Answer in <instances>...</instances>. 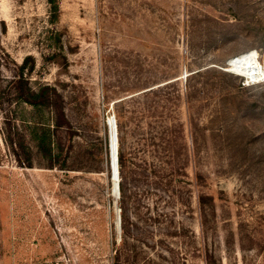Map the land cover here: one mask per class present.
<instances>
[{"label": "rangeland", "instance_id": "1", "mask_svg": "<svg viewBox=\"0 0 264 264\" xmlns=\"http://www.w3.org/2000/svg\"><path fill=\"white\" fill-rule=\"evenodd\" d=\"M57 3L0 0V264H264V0Z\"/></svg>", "mask_w": 264, "mask_h": 264}, {"label": "bare ground", "instance_id": "2", "mask_svg": "<svg viewBox=\"0 0 264 264\" xmlns=\"http://www.w3.org/2000/svg\"><path fill=\"white\" fill-rule=\"evenodd\" d=\"M233 71L238 72L241 75L246 76L250 80H261L264 79V66L260 65L259 62L256 60L255 56L252 52H247L241 55L233 64H232ZM114 122V121H113ZM113 122L112 119H109V126H110V147H111V154H112V168H113V178H114V191H115V174H114V136H113ZM115 124V122H114ZM116 131V129H115ZM116 136V132H115ZM117 145V141L115 142ZM118 180V173L116 175Z\"/></svg>", "mask_w": 264, "mask_h": 264}, {"label": "water", "instance_id": "3", "mask_svg": "<svg viewBox=\"0 0 264 264\" xmlns=\"http://www.w3.org/2000/svg\"><path fill=\"white\" fill-rule=\"evenodd\" d=\"M111 119H112V122H113V118L111 117ZM107 125H108V122H107ZM115 124H114V122H113V136H114V152H113V157H114V176H115V191H114V194L115 195H117L118 194V180H117V178H116V175H117V159H116V136H115ZM109 126H108V148H109ZM108 151H109V165H110V172H111V177H112V175H113V168H112V158H111V150H110V148L108 149ZM116 221H117V224H118V222H119V213L117 212L116 213Z\"/></svg>", "mask_w": 264, "mask_h": 264}, {"label": "trees", "instance_id": "4", "mask_svg": "<svg viewBox=\"0 0 264 264\" xmlns=\"http://www.w3.org/2000/svg\"><path fill=\"white\" fill-rule=\"evenodd\" d=\"M47 3L48 7V12H49V19L50 20H55L57 17L58 13V3L57 0H45Z\"/></svg>", "mask_w": 264, "mask_h": 264}]
</instances>
